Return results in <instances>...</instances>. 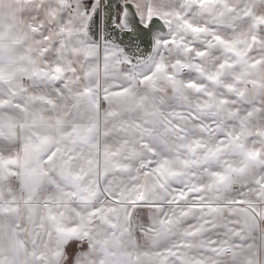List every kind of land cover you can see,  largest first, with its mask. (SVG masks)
<instances>
[{"label":"snow or ice","instance_id":"1","mask_svg":"<svg viewBox=\"0 0 264 264\" xmlns=\"http://www.w3.org/2000/svg\"><path fill=\"white\" fill-rule=\"evenodd\" d=\"M0 264H264V0H0Z\"/></svg>","mask_w":264,"mask_h":264}]
</instances>
